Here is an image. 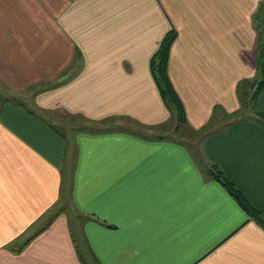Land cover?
<instances>
[{
  "label": "crops",
  "instance_id": "crops-1",
  "mask_svg": "<svg viewBox=\"0 0 264 264\" xmlns=\"http://www.w3.org/2000/svg\"><path fill=\"white\" fill-rule=\"evenodd\" d=\"M171 29L167 71L188 125L239 111L264 0H0V264H264V226L189 142L120 124L170 119L150 59ZM254 118L199 146L264 217Z\"/></svg>",
  "mask_w": 264,
  "mask_h": 264
},
{
  "label": "trees",
  "instance_id": "trees-1",
  "mask_svg": "<svg viewBox=\"0 0 264 264\" xmlns=\"http://www.w3.org/2000/svg\"><path fill=\"white\" fill-rule=\"evenodd\" d=\"M175 31L169 30L165 36L162 38L157 50L154 52L150 59V68L152 71V75L156 81V84L159 88L162 99L170 111V118L180 119L181 121H185V113L182 101L177 95L172 82L168 76L167 64H168V56L169 50L172 41L175 38ZM261 77L260 79L257 77ZM251 80V88L252 94L250 96V100L253 102V107L255 113L258 115V118L255 117V121L264 125V112L260 111L256 108V98L259 95L260 91L264 89V45L259 46L258 54H257V71L254 77L251 79H244L240 81L238 84V95L240 97L241 106H246L247 101H244V98L248 95L245 91L241 92L242 85L246 84ZM257 80V82H256ZM244 95V96H243ZM238 118L239 119H243ZM235 121V120H232ZM230 122V121H229ZM211 131H209L210 133ZM208 133V134H209ZM198 155V154H197ZM196 159V155H195ZM198 165L202 166V160L196 159ZM205 173L217 180L222 184V186L226 189V191L236 200V202L242 207V209L248 214V216L254 218L261 226H264V217L261 216L258 209H256L246 198L244 193L236 187V185L223 173V171L215 164H211Z\"/></svg>",
  "mask_w": 264,
  "mask_h": 264
},
{
  "label": "rangeland",
  "instance_id": "rangeland-1",
  "mask_svg": "<svg viewBox=\"0 0 264 264\" xmlns=\"http://www.w3.org/2000/svg\"><path fill=\"white\" fill-rule=\"evenodd\" d=\"M259 79L261 77L257 76ZM257 82V80H256ZM252 84H251V80L248 81L246 84L242 85V89L241 92L243 93V91H245L248 95L244 98V101H247V104H245L246 106H241V108L239 109V111H237L235 114H223L222 111H218L215 110L213 113V116L210 118V120L208 121V123H206L205 125H203V127H201L200 129L196 130L193 127H190L188 125V122L186 120V116H185V121H181L180 119H176V118H170L165 125H163L162 127H158L159 129L156 130H149V128H145L143 126H138L134 123H129L126 121H122L120 124L123 126H130L132 128L135 129H139L142 132L145 133H152V132H157L158 135H162L165 134V131L168 132L166 134V136L169 137H182L184 140H186L187 142L190 143L191 145V151L195 157L196 155V159H200L202 160V166L204 168V171L208 169V167L211 164H208L205 162V160L203 159V156H201L200 154V141L202 140V138L204 136H206L209 131H214L216 129H220L222 125H224L225 123L232 121V120H236L238 118H242V117H249L252 116L257 117L258 115L255 113L254 107H253V102L250 100V96L252 94V88H251ZM244 96V95H243ZM67 121L68 124H73V123H81L80 120H78L77 122H68V118L65 119ZM63 121V120H62ZM70 121H73V119H70ZM86 121L84 120L83 123H85ZM101 124L99 123H89L87 127H95V126H100ZM165 129V130H164ZM170 129V130H169ZM172 130V131H171ZM172 133V134H171ZM165 136V135H164ZM198 154V155H197ZM69 205L70 204V195L65 196L62 200V205ZM86 257L88 259V261L90 262V264H96L94 259L86 254Z\"/></svg>",
  "mask_w": 264,
  "mask_h": 264
}]
</instances>
